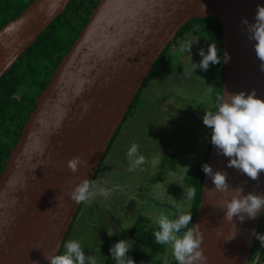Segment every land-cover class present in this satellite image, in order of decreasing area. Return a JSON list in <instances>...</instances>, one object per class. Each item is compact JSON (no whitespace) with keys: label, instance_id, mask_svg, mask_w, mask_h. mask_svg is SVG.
<instances>
[{"label":"water","instance_id":"water-1","mask_svg":"<svg viewBox=\"0 0 264 264\" xmlns=\"http://www.w3.org/2000/svg\"><path fill=\"white\" fill-rule=\"evenodd\" d=\"M70 1L33 0L0 29V80ZM258 4L264 0L99 1L38 96L0 175V264H49L46 257L61 252L84 202L69 193L84 180L90 187L149 73L189 21L221 23L230 56L222 95L254 89L264 99V71L242 23L254 22ZM210 145L208 163L227 172L229 191L242 185L245 193L264 194V170L252 179ZM74 156L86 161L75 172L67 166ZM225 199L204 174L194 222L203 236L200 264H249L264 207L255 218L228 220Z\"/></svg>","mask_w":264,"mask_h":264},{"label":"rangeland","instance_id":"rangeland-1","mask_svg":"<svg viewBox=\"0 0 264 264\" xmlns=\"http://www.w3.org/2000/svg\"><path fill=\"white\" fill-rule=\"evenodd\" d=\"M191 51L193 62L201 59L198 49L207 51L206 40H196ZM173 63L142 91L136 113L122 124L119 135L71 227L67 239L80 243L85 255H94L96 264H104L109 248L119 239H131L139 215L157 226L156 217L164 212L174 218V206L183 211L191 207L186 195V177L200 164L210 142L211 130L202 122L204 111L215 106L211 78L200 68H188V51L175 47ZM185 61L182 74L176 70ZM209 75V76H208ZM135 141L144 160L131 166L127 149ZM165 156H172L175 167L165 170ZM190 166V167H187ZM162 176V177H161ZM161 177V178H159ZM157 178H159L157 180ZM105 189L101 192L100 189ZM63 247L61 252L63 251ZM130 251L139 258L136 264H171V248L162 254L134 242ZM85 264H88L87 260Z\"/></svg>","mask_w":264,"mask_h":264},{"label":"clouds","instance_id":"clouds-1","mask_svg":"<svg viewBox=\"0 0 264 264\" xmlns=\"http://www.w3.org/2000/svg\"><path fill=\"white\" fill-rule=\"evenodd\" d=\"M242 23L246 25L245 31L249 33V39L255 41L253 47L261 61L259 68L264 71V4L257 5L254 22L249 23L243 18ZM193 42L195 41H188L182 45V48H186L189 53L186 70L195 72L196 68H200L206 71L210 64L221 62V56L217 54L213 42L208 44L207 51L204 48L198 49L201 59L198 63L193 62L191 56ZM228 59H230L229 54L223 53V62H227ZM84 107L87 111L86 104ZM202 122L211 130V144L216 147L219 154L229 157L227 165L256 179L264 170V99L258 97L254 89L247 95L243 91L235 94H217L215 107L204 111ZM126 155L131 160V166L139 165L144 160V156L138 154V144L135 141L128 147ZM83 163L86 161L74 156L68 160L67 166L75 172ZM201 169L212 179L216 189L225 192L226 219L233 220L236 216L243 221L246 218L244 214L247 218H255L264 207V194L252 191L245 193L242 185H237L229 191L225 170L214 171L207 162L201 164ZM100 191L104 192L105 189L101 188ZM185 191L188 198L195 196L194 187L189 186ZM91 195L87 180L76 185L69 193L70 198L76 202L85 200ZM190 221H192L190 211H180L174 218L160 212L155 220L157 225L153 232L155 241L170 246L177 264H200L205 259L201 248L203 236L199 224L194 223L189 226ZM253 234L256 239L264 241V233L253 230ZM133 244L134 240L119 239L111 245L109 252L116 264H136L133 257L128 254ZM63 249L62 252L46 257L49 264H85L86 260L88 264H96V257L86 256L78 240H65Z\"/></svg>","mask_w":264,"mask_h":264},{"label":"trees","instance_id":"trees-1","mask_svg":"<svg viewBox=\"0 0 264 264\" xmlns=\"http://www.w3.org/2000/svg\"><path fill=\"white\" fill-rule=\"evenodd\" d=\"M32 1L33 0H0V29L9 21L16 19ZM99 1L100 0H71L64 13L54 19L50 26L38 36L33 45L20 56L18 62L10 71L1 78L0 175L4 172L6 160L22 134L23 125L28 120L30 113L36 108L38 96L46 89L61 59L72 48L73 43L88 23L92 11L96 8ZM190 37L196 38V40H206L208 44L213 42L216 45L217 54L221 56V62L210 64L211 69L207 70V74H209L211 78V88H213L215 102L217 94L222 95L224 45L221 23L214 17L193 19L180 29L174 41L169 44L160 55L152 71L149 73L143 88L135 98L125 121L136 113L142 91L160 74L164 66H169L173 63L172 55L174 53H172V50L175 49V47L177 48L185 45ZM194 49L195 43L192 44L191 51ZM185 61L186 59L183 61L182 65L178 66L176 69L180 74L186 71ZM121 127L122 126L118 128L115 136L111 140L108 152L112 150ZM210 149L211 145L209 142L202 162L194 165L191 172L186 177L187 188L191 186L196 190L195 196L191 198V207L187 210L192 213V221H190L189 226L194 224L201 204L205 174L201 169V164L204 162L208 163ZM171 157L172 156H165L163 160L162 166L165 167V170H172L175 167V161ZM103 163L104 160L100 165V169L96 172L94 180L103 167ZM159 178H157V180ZM94 180L89 187V191ZM172 209L175 211L174 217L178 215L180 211H183L181 208L178 209L175 206ZM150 223L151 220L148 217L139 215L134 222L130 237L134 242L140 243L145 248L165 254L167 245L159 244L155 241L153 232L157 226H153ZM258 232L264 233V214L262 215ZM128 254L131 255L135 261L139 258L136 252L129 251ZM104 264H116L110 252ZM171 264H177L174 257H172ZM249 264H264V241L256 239Z\"/></svg>","mask_w":264,"mask_h":264},{"label":"bare ground","instance_id":"bare-ground-1","mask_svg":"<svg viewBox=\"0 0 264 264\" xmlns=\"http://www.w3.org/2000/svg\"><path fill=\"white\" fill-rule=\"evenodd\" d=\"M5 76V75H4ZM170 165V164H169ZM165 168V167H164ZM169 168V167H168Z\"/></svg>","mask_w":264,"mask_h":264}]
</instances>
